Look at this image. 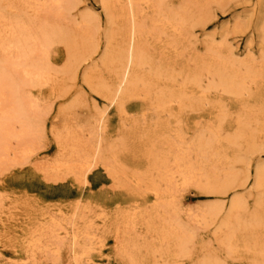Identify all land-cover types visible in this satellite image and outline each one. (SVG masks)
I'll use <instances>...</instances> for the list:
<instances>
[{"label":"bare ground","instance_id":"obj_1","mask_svg":"<svg viewBox=\"0 0 264 264\" xmlns=\"http://www.w3.org/2000/svg\"><path fill=\"white\" fill-rule=\"evenodd\" d=\"M100 1L106 18V31L102 34L103 24L99 16H77L79 0H0V166L33 154L34 140L44 129L43 117L36 110L37 100L25 103L19 89L38 87L44 83L52 84L54 90L64 89V81L76 80L81 65L97 53L101 40H104L101 66L105 77L86 75L83 82L94 86L95 92L109 106L114 105L120 111L128 100L140 94L151 98L157 108L171 117L173 112H180L193 103L194 97L189 92L201 89L203 78L208 76L212 83L203 90V97L220 89L223 94L241 103L234 132L222 137L227 115L218 106V118L204 132L196 135L190 144L180 135L173 162H152L149 170L135 174L136 183L147 184L155 199L156 219L146 223V228L159 248L155 250L150 244H139L137 237L130 235L132 229L126 217L125 237L119 242V256L127 264H137L143 247L147 252L151 251L152 256L157 253L163 264H180L182 260L189 259L196 231L181 220L177 194L191 182L196 172L200 174L199 182L203 183V189L209 194L226 197L227 192L232 190L237 178L235 164L239 157L235 153L243 148L251 154L257 149V134H264V107L257 104V95L252 93L251 88V85L264 80V67L258 69L254 64L236 60L231 50L228 55L222 56L221 48H216L207 52L205 60L195 57L193 70L182 68L176 73L175 61L169 59L165 51L168 47L175 49L182 45L193 26L205 25L207 4L195 2L190 5L184 2L173 9L166 4H154L153 0ZM151 38L154 40L152 43L149 42ZM153 43L156 48H151ZM55 45H63L66 51L61 68L54 67L49 59ZM247 99L257 105L247 106ZM101 118L95 121L98 128L104 121ZM69 135L59 145L60 160H56V167L68 172L78 170L84 177L94 164L104 166L109 163L114 146L104 144L101 135L98 134L100 137L92 154L82 153L83 143ZM189 152H194L202 161L195 164L185 162ZM96 160L99 162L93 164ZM245 166L242 182L251 177L256 191L264 193V165L256 166L251 174L248 161ZM120 174L125 173L119 167L109 169L112 178H118ZM222 214L225 216L215 235L221 250L227 256L242 259L247 253V264H264V197H258L252 210L244 198L235 197L226 207L219 205L203 209L201 220L214 222ZM47 218L37 236L14 224L15 229L11 232L14 235L12 247L15 256L20 257L22 251L25 254L32 252L46 237L59 244L68 240L74 259L80 252L84 253L85 248L88 253L95 250L88 233L91 226L80 230L73 224L69 231L68 227L58 226L55 216ZM99 253L102 257L101 250ZM151 258L147 260L151 261ZM222 263L217 254L211 252L203 253L197 262ZM91 264L94 262L91 261Z\"/></svg>","mask_w":264,"mask_h":264},{"label":"rangeland","instance_id":"obj_2","mask_svg":"<svg viewBox=\"0 0 264 264\" xmlns=\"http://www.w3.org/2000/svg\"><path fill=\"white\" fill-rule=\"evenodd\" d=\"M79 2L76 15L99 16L103 24L100 33H104L106 18L101 1ZM153 2L166 4L173 9L185 4L184 2H189L190 5L195 2L207 4L205 25L193 26L190 35L186 37L187 42L175 49L168 47L165 51L168 54L165 56L175 61L173 63L176 73L182 68L193 70L195 57L205 60L208 58L207 52L210 53V50L216 48H221L222 56L228 55L231 50L236 60L254 64L258 69L264 67V0ZM153 41L151 38L149 42ZM103 47L104 40H101L97 53L81 65L76 80L64 81V89L54 90L50 83L19 89L25 103L37 100L36 110L43 117L44 129L36 137L37 140H34L33 154L0 166V264H91V261L94 264H127L126 260L119 256V242L124 240L126 231L125 217L130 220V235L137 237L139 244H150L155 250L158 249V242L155 241V244L154 236L148 233L146 228V223L156 219L153 207L155 199L147 184L136 183L135 174L149 170L152 162H173L180 135L190 144L196 135L204 132L207 126L218 118V106L227 115L222 137L235 130L241 103L223 94L220 89L210 91L208 96L203 97V90L212 83L207 79L208 76L203 78L201 89L189 92L194 97L193 103L180 112H173L171 117L157 108L151 98L140 94L128 100L121 111L114 105L109 106V103L95 92L94 86L83 82L86 75L97 74L96 76L105 77L101 66ZM151 48H156L154 43ZM64 49L63 45H55L51 49L49 59L56 68H61L65 62ZM251 88L252 93L257 95V104L264 107V80L251 85ZM251 104L257 105L247 99V106ZM101 116L104 121L101 128H98L95 121ZM67 134L82 142V153L89 154L95 150L101 135L105 140L104 144L114 146L109 163L104 165L107 167L94 164L99 162L97 160L93 161V167L84 177L78 170L68 172L67 169L56 167V160H60L59 145ZM256 139L257 149L251 154L246 153L243 148L235 153L239 156L234 170L237 178L226 197L209 194L204 190L203 183L199 182V172L192 177L193 182L191 180L182 189L183 192L179 191L177 194V208L181 220L196 231L189 259L182 260L180 264H197L205 252L217 254L222 264H247V253L243 259L227 256L215 240L225 214L220 215L218 220L207 223L201 220V216L203 209L219 205L226 207L235 197L244 198L252 210L258 197H264L263 192L254 188L251 177L247 182H242L246 161L250 166V174L256 166L264 165V134H257ZM91 160L89 162H92ZM201 161L194 152H189L185 162L195 164ZM113 166L121 168L125 174L112 178L109 169ZM222 168L224 169L223 166ZM49 216H55L57 223L59 222L58 226L68 227L69 231L73 224L80 230L91 226L88 233L95 250L88 253L85 248L84 253L80 252L74 259L68 240L59 244L46 237L40 240V246L37 245L38 248L32 252L25 254L22 251L20 257L15 256L12 247L14 235L11 232L15 229L14 224L37 236V231L48 221ZM186 218L188 220L185 221ZM192 221L194 222L191 226ZM2 225L6 226L1 227ZM100 250L102 257L99 256ZM147 253L150 255L152 252L141 248L137 264H163L155 251L157 256L154 254V259L150 255L151 261L147 260Z\"/></svg>","mask_w":264,"mask_h":264}]
</instances>
